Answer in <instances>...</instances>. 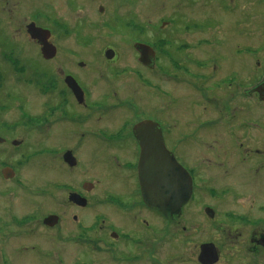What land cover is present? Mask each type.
I'll use <instances>...</instances> for the list:
<instances>
[{
	"label": "flooded vegetation",
	"instance_id": "1",
	"mask_svg": "<svg viewBox=\"0 0 264 264\" xmlns=\"http://www.w3.org/2000/svg\"><path fill=\"white\" fill-rule=\"evenodd\" d=\"M26 1L0 0V112L21 100L13 71L33 83V62L40 96L36 127L0 119V146L25 147L0 154V264H264V0H204L214 16L128 35L96 0L14 26ZM149 142L187 184L177 212L143 200Z\"/></svg>",
	"mask_w": 264,
	"mask_h": 264
},
{
	"label": "rangeland",
	"instance_id": "2",
	"mask_svg": "<svg viewBox=\"0 0 264 264\" xmlns=\"http://www.w3.org/2000/svg\"><path fill=\"white\" fill-rule=\"evenodd\" d=\"M14 1L16 2V0ZM203 1L204 0H96L95 6L98 5V3H103L106 6L105 8L108 11V21L106 22V26L110 27L111 29L117 28V32L126 33L128 35L129 31H131V27L128 25L129 22L138 24L141 27H150L164 23L165 19H167L166 17H169L170 15H173L178 21L185 20L187 18H192L194 16H214L213 4L207 2L208 7H206L204 10L202 6ZM62 5L63 4H61V0H28L22 3V6L26 7L25 11L21 10L22 6L20 7V9H18V7L15 5V9L17 8V11L13 17L14 26H16L18 20L22 19L21 15L27 16L36 9H40L44 11V13L48 12L49 10L56 15L66 17L67 12L63 10ZM19 10L22 11L21 14ZM75 12L77 13L75 17L82 16L81 12ZM45 15L48 20L51 19L52 22L53 18L48 16L47 13ZM73 15H75V13H73ZM83 16L85 15L83 14ZM162 20L163 22L161 23ZM156 32L157 31L151 33L157 36ZM117 37V34H113L109 41ZM22 38L23 37L19 35V40ZM121 46L125 47L124 42L117 40L116 47L121 54V60L116 64L126 62V60L123 58V56H126V52L124 48H121ZM27 67L30 69L31 72H28L26 76L27 78L33 79L34 84L32 82L30 83L31 80L27 79L22 80L20 82V77L16 76L15 72L13 71V94L19 96L21 100L19 102H13L12 107L6 112H0L1 120L8 121L11 123H17L19 124V127L17 128H21L23 130L27 129V127H36L37 123L31 121L30 117L38 116V107L40 101V96L38 94L37 88L39 67L38 63H30ZM79 76L83 80V82H87L88 79L85 74L81 73V75ZM89 86L91 88L94 87L90 82ZM26 108L27 113L25 110ZM177 115L182 120L186 118V114L181 112L179 108H177ZM6 146L7 147L0 146V154L10 153V155H13V159H17L18 154L25 150V147H23L24 150L22 149L16 151L11 144H6ZM22 170L26 171L27 173H31V169H28L27 166H24Z\"/></svg>",
	"mask_w": 264,
	"mask_h": 264
},
{
	"label": "water",
	"instance_id": "3",
	"mask_svg": "<svg viewBox=\"0 0 264 264\" xmlns=\"http://www.w3.org/2000/svg\"><path fill=\"white\" fill-rule=\"evenodd\" d=\"M29 32L32 38L39 39L40 44L43 45V56L52 57L51 49L53 47L44 39V37L48 36V32L35 28ZM0 142H3L2 138H0ZM15 144H18V142H15ZM142 148L139 178L141 180L143 200L163 214H166L169 210L177 212L188 196L187 184L178 176L180 175L179 172L177 174V171H179L177 167L179 166L173 160L174 171L173 173L167 172V165L168 168H171L172 165L171 157L166 160L165 148L160 143H143Z\"/></svg>",
	"mask_w": 264,
	"mask_h": 264
}]
</instances>
